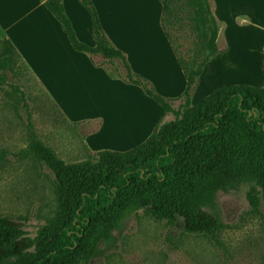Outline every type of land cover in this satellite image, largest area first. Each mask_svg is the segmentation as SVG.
Masks as SVG:
<instances>
[{
  "label": "rangeland",
  "instance_id": "374dc122",
  "mask_svg": "<svg viewBox=\"0 0 264 264\" xmlns=\"http://www.w3.org/2000/svg\"><path fill=\"white\" fill-rule=\"evenodd\" d=\"M63 1L78 39L89 45L90 30L87 34L80 21L83 15L90 29L88 12L80 0ZM96 1L99 15L113 35L115 23L109 18V8L102 0ZM121 1L129 14L121 22L145 24L147 30L140 40L141 34L136 33L135 42L131 35L118 37L132 71L148 80L160 95L178 98L186 80L160 28V1L140 0L139 7L133 0ZM35 4L33 0H0V14L10 11L9 5L28 12ZM230 6L224 16L215 12L219 51L196 86L193 105L225 86L264 85V0H233ZM41 10L46 18H54L45 8ZM160 10L162 13L161 4ZM38 14L34 12L32 19L38 17L48 25L49 19ZM53 20L65 41L58 40L56 47L49 48H41L12 21L5 22V29L0 22V217L21 222L32 236L54 216L57 201L54 174L28 152L31 123L38 139L70 165L103 150H131L145 142L162 119L175 117L164 116L139 86L111 77L108 70L115 72V66L102 57L96 60L105 68L94 66L88 55L75 51L61 24ZM5 39L22 58H14L11 70L1 69ZM181 103H174V109ZM251 190L249 184L237 193L218 195L228 226L218 234L221 246L140 212L124 221L114 243L103 245L90 264H264V212H255L250 206Z\"/></svg>",
  "mask_w": 264,
  "mask_h": 264
},
{
  "label": "trees",
  "instance_id": "16d2710c",
  "mask_svg": "<svg viewBox=\"0 0 264 264\" xmlns=\"http://www.w3.org/2000/svg\"><path fill=\"white\" fill-rule=\"evenodd\" d=\"M40 1L75 51L105 68L96 60L102 57L115 66V72L108 70L111 77L139 86L164 116L175 117L162 119L131 150H103L70 165L38 139L31 123L27 149L55 176L56 211L35 236L21 222L0 217V264H90L103 245L114 243L124 221L140 212L221 246L218 234L228 226L218 195L249 184L250 206L264 212V85L225 86L192 103L206 66L219 51L212 0H159L161 29L186 80L185 91L175 99L160 95L132 71L125 53L107 36L92 0L80 3L90 17L94 46L78 39L63 0ZM2 57L1 69L11 70L14 58L22 61L7 39ZM177 101L182 103L175 110Z\"/></svg>",
  "mask_w": 264,
  "mask_h": 264
},
{
  "label": "crops",
  "instance_id": "0c3cea01",
  "mask_svg": "<svg viewBox=\"0 0 264 264\" xmlns=\"http://www.w3.org/2000/svg\"><path fill=\"white\" fill-rule=\"evenodd\" d=\"M33 1L36 3L35 7H34V9H32L28 12L25 11L24 9H22L18 5L17 6L9 5V7H10L9 9H11V10L10 11L7 10V12L3 11L0 14L1 26L3 29H5V26H4L5 22L12 21L13 24L15 26H17V29L21 30L23 34H25V35L31 34L33 36V39L39 43L41 48H49L48 46L56 47L57 46L56 43L58 40H62V41L64 40L65 41L62 29L57 24H55V20H53L54 18L52 19L51 16H48L49 18H46V16L44 14H42L41 11H43V10H41V9L45 8V7H44V4L40 0H33ZM92 1L94 2L95 5L97 4L96 0H92ZM102 1L104 2V5H106L109 8V11H110L109 12V16H110L109 18H111L113 23H115L114 33H113V35H111L108 31L106 22L102 21V19H101L102 17H100L102 24H103V27H104V30H105L107 36L109 37V39L111 40V42L114 44V46H116L120 50H122V48H124V46L121 44V41L118 38L119 36L126 38L129 35H131L129 38H130V40H134V42H135V38H134L135 36L134 35L136 33L141 34V37H139V40L143 38L142 37L143 34H145L147 32V30H145V27H146L145 24H139V25L137 24L136 25L134 23H131V24L125 25L123 22H121L122 18H124V17L126 18L129 16V14H127V12L125 10V8H126L125 2H123L121 0H113L112 2L110 0H102ZM150 1L152 3L154 2L155 4L158 3L157 2L158 0H150ZM232 1L233 0H212V10H213L214 15H215V12H217V14L221 15V16L228 14V11L230 10V8H232L230 6ZM132 2H133V5L136 7H139V5H141L140 0H133ZM63 3H64V1H63ZM160 4H157L158 5L157 7H158V11H159L160 18H161ZM64 6H65V3H64ZM14 7H17L19 10L14 8ZM161 8H162V6H161ZM65 9H66V6H65ZM141 9H143V7H141ZM34 12L40 13V14H38V16L43 17L44 20H46V21L49 19L48 25H45L46 23L43 22V20L36 19L38 17H36L33 20L32 15ZM66 13H67V11H66ZM67 15H68V13H67ZM7 17H8V20L6 19ZM215 17H216V15H215ZM69 18L71 19L70 16H69ZM72 19H71V21H72V24L74 26L75 23ZM89 19H90V17H89ZM50 20H51V23H50ZM80 21L82 22V25L84 26L83 28L86 29L87 34L89 33V30H90L89 38L90 37L92 38L91 25H90V29H89L88 20L87 19L85 20L83 18V15H82V20H80ZM159 21H160V19H159ZM90 24H91V21H90ZM160 28H161V26H160ZM161 31H162V29H161ZM162 33H163V31H162ZM163 36H164V33H163ZM66 37H67V35H66ZM164 38H165V36H164ZM67 39H68V37H67ZM165 40H166V38H165ZM92 42L89 43V46H94L93 38H92ZM166 42L168 44L167 40H166ZM168 46H169V44H168ZM169 48H170V46H169ZM170 50L172 53L173 51L171 48H170ZM124 53L127 56V59L131 65L130 57H128V53H126V52H124ZM172 55H173V57L175 56L174 53ZM120 83H121V81H120Z\"/></svg>",
  "mask_w": 264,
  "mask_h": 264
}]
</instances>
